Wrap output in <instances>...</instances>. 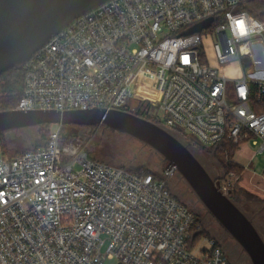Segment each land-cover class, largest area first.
Returning <instances> with one entry per match:
<instances>
[{"label":"built area","instance_id":"obj_1","mask_svg":"<svg viewBox=\"0 0 264 264\" xmlns=\"http://www.w3.org/2000/svg\"><path fill=\"white\" fill-rule=\"evenodd\" d=\"M249 7L248 0H107L26 62L17 108L123 109L133 99L203 145L252 140L262 153L264 64L255 46L264 63V19ZM209 18L208 27L185 34ZM231 62L242 68L236 77L221 71ZM61 130L45 146L0 148V264H233L169 187L176 165L159 175L130 171L90 157ZM235 179L218 178L220 189L232 194Z\"/></svg>","mask_w":264,"mask_h":264},{"label":"water","instance_id":"obj_2","mask_svg":"<svg viewBox=\"0 0 264 264\" xmlns=\"http://www.w3.org/2000/svg\"><path fill=\"white\" fill-rule=\"evenodd\" d=\"M107 0H0V75L21 67L75 18ZM209 18L185 34L208 27ZM246 64L249 59L246 58ZM106 126L123 132L159 153L168 166L176 165L208 213L246 255L250 264H264V235L243 207L225 194L219 176L198 155L199 148L182 134L126 109L101 107L0 110V133L42 124Z\"/></svg>","mask_w":264,"mask_h":264},{"label":"rangeland","instance_id":"obj_3","mask_svg":"<svg viewBox=\"0 0 264 264\" xmlns=\"http://www.w3.org/2000/svg\"><path fill=\"white\" fill-rule=\"evenodd\" d=\"M255 52L259 57L258 66L262 67L264 63L260 57L262 53L258 45L255 46ZM226 66L221 69L222 73L226 76L236 77L242 71L238 62H231L229 67ZM233 86L234 82L230 81L228 83L229 90ZM137 103V101L130 99L128 107L132 109ZM60 126L62 128V138L78 142L81 149H84L88 154L98 159L125 165L130 168L141 167L139 171L152 170L157 173H161L166 165L164 159L153 148L144 145L139 140L123 132L103 125L80 126L77 124L60 125L56 123L50 124V129L53 130ZM39 131L38 126L11 130L6 134L7 140L4 145L13 153L24 151L37 144H45L46 139L40 138ZM192 138L196 140L195 137ZM197 153L209 165L213 175H220L223 172L209 154L200 150ZM233 159L243 164L245 169L241 172L232 171L236 176L232 193L237 191L238 203L247 213L254 217L256 224L264 235V152L260 153L259 145L254 144L252 140H247L236 148ZM229 173H224V175ZM169 187L173 193L179 195L180 201L200 215V221L203 227L210 233L209 235L217 237L221 242L224 240V243L225 241H229L231 243V250L235 248V241L230 237L224 238L222 236L224 229L207 212L195 193L189 189L188 185L178 174L170 180ZM246 192L253 194L254 197H248L245 195ZM236 249L237 254L232 256L236 263L239 264L243 258L245 264H250L241 248L237 246ZM116 263L117 259H107L104 264Z\"/></svg>","mask_w":264,"mask_h":264},{"label":"trees","instance_id":"obj_4","mask_svg":"<svg viewBox=\"0 0 264 264\" xmlns=\"http://www.w3.org/2000/svg\"><path fill=\"white\" fill-rule=\"evenodd\" d=\"M248 1L251 5V7H249L250 11L252 13H254L255 15H257L258 17H260L261 19H264V0H248ZM24 76H25V66L14 67L10 70L3 72L0 75V110L17 108V106H18V104L22 98L23 92H24ZM123 109L132 111L136 114L147 117V118H149L155 122H158L155 119V117L152 116V114H151V110H153V107L149 103L138 102L137 105L135 106V109H131L128 106H125ZM38 127L40 129V131H39L40 138L46 139V143L45 144H37L36 146H34L32 148L47 145L49 138H50V134L52 132V129H50V124H42V125H39ZM7 133L8 132L0 133V148H2V149L4 148V150L9 151V149H7L8 147H6V145H4V143L7 140L6 139ZM178 133L185 136L189 141H191L193 143L194 146L199 148L200 151H202L206 154H209L210 157H212L216 161V163L220 166V168L223 171L220 174L219 178H221L224 175V173H229L230 171L231 172L232 171L241 172L242 170L245 169L244 168L245 166L243 164H240L233 159V155L235 153V150L239 145L231 144L228 142H222V143L215 144L212 146H206V145H203L202 143H200L199 141L194 140L191 136H186L184 133H181V132H178ZM20 152H22V151H20ZM20 152H13V154H17ZM89 156L94 158V159L107 162L105 160L98 159V158H96L90 154H89ZM108 163H110V162H108ZM164 163L167 164V161L165 159H164ZM112 164L119 165L121 167H124V168L130 170V171H139V169L141 168V167L130 168V167H126L125 165H120V164H116V163H112ZM147 172H153V173L158 174V175L160 174V173H157V172L152 171V170H148ZM237 194L238 193L236 191L235 193H232L229 196L232 199H234L236 202H239ZM174 195L179 199V195H177L176 193H174ZM245 195H247L248 197H254L253 194L248 193V192H246ZM196 215H197L198 222H201L200 221L201 220L200 215L198 213H196ZM201 233H205L208 235L210 234L207 231V229H205L204 227H203V230ZM218 241L224 247L223 243L219 239H218ZM224 249H225V247H224ZM231 261L233 262V264H235L232 259H231Z\"/></svg>","mask_w":264,"mask_h":264},{"label":"flooded vegetation","instance_id":"obj_5","mask_svg":"<svg viewBox=\"0 0 264 264\" xmlns=\"http://www.w3.org/2000/svg\"><path fill=\"white\" fill-rule=\"evenodd\" d=\"M251 215V214H250ZM252 216V215H251ZM253 217V216H252ZM254 218V217H253ZM219 224V223H218ZM222 236H224V238H228V237H230L227 233H226V231L224 230V232L222 233ZM231 238V237H230ZM222 243H223V245H224V247H225V250L227 251V253H228V255H229V257L234 261V263L235 264H238V263H236V261L232 258V256H235L236 254H237V249H236V245H235V248H233L232 250H231V247H230V245H231V243L229 242V241H225V243H224V240L222 241ZM237 258H239V257H237ZM239 264H245V262H244V260H243V258L240 260V263Z\"/></svg>","mask_w":264,"mask_h":264},{"label":"snow or ice","instance_id":"obj_6","mask_svg":"<svg viewBox=\"0 0 264 264\" xmlns=\"http://www.w3.org/2000/svg\"><path fill=\"white\" fill-rule=\"evenodd\" d=\"M238 26L242 27V22H238ZM2 195V194H0Z\"/></svg>","mask_w":264,"mask_h":264},{"label":"crops","instance_id":"obj_7","mask_svg":"<svg viewBox=\"0 0 264 264\" xmlns=\"http://www.w3.org/2000/svg\"><path fill=\"white\" fill-rule=\"evenodd\" d=\"M230 64H228L226 67H229Z\"/></svg>","mask_w":264,"mask_h":264}]
</instances>
